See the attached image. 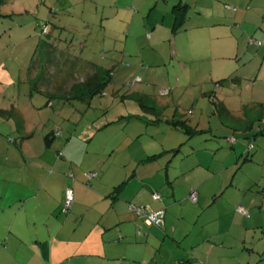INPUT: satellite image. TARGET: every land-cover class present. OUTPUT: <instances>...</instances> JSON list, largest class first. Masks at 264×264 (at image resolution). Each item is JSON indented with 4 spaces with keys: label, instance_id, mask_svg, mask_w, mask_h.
<instances>
[{
    "label": "rangeland",
    "instance_id": "rangeland-1",
    "mask_svg": "<svg viewBox=\"0 0 264 264\" xmlns=\"http://www.w3.org/2000/svg\"><path fill=\"white\" fill-rule=\"evenodd\" d=\"M175 2L0 0V13L5 15L0 17V102L18 100V110L23 111L27 101L38 107L49 99L46 111L52 113L51 126L60 130L53 143V158L69 165L68 170L60 166L55 172H65L70 184L79 181L92 190L85 192L74 185V190H81L80 194L88 198L84 200V221L100 207L90 201L99 190L111 195L115 185L124 180L134 187L132 175L155 178L164 172L168 161L172 173L196 161L201 166L211 163L204 168L214 174L200 185L203 193H199L197 203L187 199L189 181L174 180L178 193L182 191L177 198L179 206L172 209L175 218L182 216L179 229H196L194 237L198 215L211 211L212 215L204 214V219L213 217L210 228L217 233L213 243L198 249V258L206 264H264V109L260 105H264V74L257 75L264 43L261 47L247 43L249 34L263 25L264 0H195L198 3L192 7V20L197 12L207 20L221 21L226 15L229 21L232 15L243 16L236 18L242 22L237 58L225 56L230 53L224 51V38L203 40L190 28L172 34L170 10ZM42 24L48 25L46 35L39 34ZM32 30L40 35V43L71 58L69 64L77 69V81L82 80L79 70L83 71V62L91 61L113 72L111 82L91 93L81 83L73 84L67 86L66 93L51 98L43 86L38 89L40 84L32 87L27 83L25 68H32L45 49L40 45L37 48L33 38H25ZM68 72L70 75L72 71ZM100 74L101 84L107 76ZM232 76L237 77L236 83L231 82ZM45 86L57 88L56 82ZM37 113L27 109L23 115L31 119ZM38 114V118L45 117L43 110ZM179 121L187 122L193 136L188 138L183 126H174ZM9 123L3 124V132H7ZM230 138L236 139L234 146L228 142ZM180 144L176 154L165 153ZM33 146L36 148V143ZM151 155L156 156L149 160ZM201 166L191 179L198 180L195 176L204 171ZM89 170H95L97 176L86 182ZM238 205L251 214L242 220L234 214ZM210 206L213 208L207 210ZM80 208L82 205H77L75 212ZM255 212L262 227L253 224ZM221 214L223 221L216 223ZM79 219L70 220L68 228L80 230ZM227 227H232L229 236L223 234ZM188 242L190 239L182 247ZM168 246H164V254L173 258Z\"/></svg>",
    "mask_w": 264,
    "mask_h": 264
},
{
    "label": "crops",
    "instance_id": "crops-1",
    "mask_svg": "<svg viewBox=\"0 0 264 264\" xmlns=\"http://www.w3.org/2000/svg\"><path fill=\"white\" fill-rule=\"evenodd\" d=\"M196 3L198 2H195V0L192 4L188 0H176L172 7L178 5V8L182 9V12H186L187 16L182 25L177 30L172 29L171 33L182 34L183 31L190 28L202 36L203 40L224 38L223 40L227 41L224 51L231 54L225 56L237 58L238 49L236 44L237 38L241 35L239 29L242 22L240 23L236 18L242 19L243 16L232 15L229 21L226 20V15L223 16L221 21L214 18L207 20L206 17L201 19L202 13L197 12L195 13L198 14L197 17L192 20V7ZM262 7L259 6V8ZM231 11L236 12L237 9L234 8ZM175 14L172 8L170 10L172 28ZM215 17L218 18L219 15ZM261 23L264 25V17L261 19ZM263 25L258 28L259 31L256 30L252 35L249 34L248 46L261 47L263 45ZM155 30L156 27H154L153 32ZM33 34L26 35L25 38H32ZM35 37H33V43L37 42V48L40 45L41 48L45 49L40 52L39 59H36L32 68H25L27 74L29 73L31 77L30 82L27 83L30 85L33 80H36V88L39 87L40 90L43 86L44 91L47 90L46 94L50 98L57 96L59 93H66L67 86L73 87V84H83L87 74H92L94 70L98 72L106 69L97 64H94L95 67L93 66L92 69L87 66V61H84L83 67H81L83 71L79 70L83 73L79 76V79L82 80L77 81V76L74 77L77 69L69 64L71 58L66 57L65 54H59L57 51L54 52L51 45L44 42L40 43V38L36 39ZM37 48L31 55L35 56ZM232 50L236 52L232 53ZM262 56L257 75L261 72L264 74V53ZM32 59L33 57L30 60ZM110 59H113V56ZM229 61H232V59H229ZM70 70L72 72L69 75L68 71ZM230 79L233 83L237 82L235 76L230 77ZM55 82L56 89H48L45 86L52 85ZM37 84L40 85L37 87ZM29 93L27 94L30 96ZM46 100L45 105L38 107L27 101L24 104L25 109L23 111L18 110V100L4 99L0 102V156H3L2 161H0V264H175L189 258H194V261L199 264H206L204 260L198 258L196 252L200 247L213 243L214 235L217 233L211 231L210 228L214 220L213 217L205 219L202 223L196 219V224L199 225L196 234L191 237L196 229L192 232L191 228L189 230L185 227L179 229L182 216L175 218L172 209L179 206L177 198L182 192L179 191L178 193L174 180L184 178L189 181V187L193 186L196 192L199 191L197 195L199 193L202 195L200 185L214 174L212 171L206 170L211 166V163L204 164L203 162V166H201V162L196 161L191 165L192 170H189V168L179 169L180 172L184 173L179 172L181 176H174L171 172H168L167 176L170 183H166L163 173H158L156 179L132 175L130 180L136 182L135 188L131 184H126L117 198L108 197L105 191L99 190L94 193L96 195L90 201L95 203L94 205L99 204L100 207L95 209L89 219L84 221V212L87 209L84 200L88 198L82 196L85 193L80 194L81 190H77V188L74 190V185L81 186L85 192H87L86 190H89V192L92 190L87 189L79 181L71 180L74 181V184H70V179L65 172H55V170L58 171L60 166L68 170L69 165L53 158L52 147L55 140L49 147L44 144V136L50 131L58 130L57 126L54 128L51 126L52 113L49 111L50 114H47L49 99ZM260 105L264 109V105ZM27 109L38 113L43 110L45 117L38 118L39 114L37 113L31 119H27L23 115V112H26ZM6 122H10V127L5 133L1 127H4L3 124ZM8 136L12 137L13 143L7 140ZM34 143L37 145L36 148L33 146ZM4 149L6 150L4 151ZM35 151L39 154H35ZM18 155L19 157L16 158ZM200 166L201 168L206 167L203 173L195 176L198 180L191 179V175ZM91 172L96 175L95 170ZM86 182H88V177ZM154 183L160 185L155 186ZM251 183H254V180L250 181L245 187ZM195 185H199V187L196 188ZM68 187L73 189L72 210L60 214L64 191ZM238 188L240 189L241 186ZM151 190L161 192V199L153 200L151 194H148ZM186 192L184 190V193ZM197 202H199V199ZM130 203L147 205L152 209L164 208L163 227H149L144 224L139 217L129 210ZM77 205H82V208L75 212ZM212 208L210 206V210ZM195 212L197 213L196 210ZM249 212L251 214L250 210ZM234 214H237V212L234 211ZM257 214L255 212L252 216L253 224H256V227H262L260 222H257V218H259ZM209 215H212V212ZM77 216H80L79 220H81L82 226L80 230L78 228L70 230L68 222L74 218L76 219ZM222 216L223 214L215 219L216 223L220 220L223 221ZM240 216L241 218L244 217ZM231 228L227 227L229 230H226L223 234L229 236ZM138 230L141 234L137 233ZM113 235H115L114 238H111ZM187 239H190V242L185 243L182 247V243ZM220 242L224 247V237L220 238ZM168 243L173 258H167L164 254V246L166 247ZM156 246H158L157 249H155ZM213 248L211 245V249Z\"/></svg>",
    "mask_w": 264,
    "mask_h": 264
},
{
    "label": "trees",
    "instance_id": "trees-1",
    "mask_svg": "<svg viewBox=\"0 0 264 264\" xmlns=\"http://www.w3.org/2000/svg\"><path fill=\"white\" fill-rule=\"evenodd\" d=\"M173 9H174V11H175V17H174V23H173V30H177L181 25H182V23L185 21V18H186V16H187V14H185L184 12H182L181 10L182 9H179L178 8V5H175V7H173ZM1 16H5V15H3V14H1L0 13V17ZM32 33H34L33 35L34 36H36L37 38H39V34H48V25L47 24H42V27H41V29H40V33L38 34L37 33V31H35V30H32V32L31 33H28L27 32V36L28 35H30V34H32ZM35 37V38H36ZM33 38V37H32ZM34 39V38H33ZM87 63V66H89V67H91L92 69L95 67L94 66V63H92L91 61H87L86 62ZM94 66V67H93ZM107 69V68H106ZM101 70V71H96V70H94L93 72H92V74L90 73V74H87V76H86V78H85V80H84V82H83V84H81L82 86H83V88H84V86H86V89L87 90H89L90 91V93L91 92H98V91H100L101 89H102V87L104 86V84H107V83H109V82H111V75L113 74V72L111 71V70ZM100 72H103V76H107V77H105V81L103 82V83H101L100 84V80H101V78H102V76H101V74H100ZM27 79H28V81L30 82V80H31V77H30V74L28 73L27 74ZM32 87L34 86V85H36V80H33L32 81ZM129 85V84H128ZM223 109L226 111V112H229V110H227L224 106H223ZM174 124V126L176 127V126H183L184 128V130H185V132H187V134H188V138L189 137H191V136H193V134H192V131H190L189 129H187V127L188 128H190L189 126H188V124H187V122H175V123H173ZM60 135V131L59 130H53V131H50V132H48L45 136H44V144L47 146V147H49L51 144H52V142H54V140L58 137ZM8 141H10V143H13V139H12V137H9L8 136ZM228 142L232 145V146H234L235 145V143H236V139L235 138H230V139H228ZM184 143V142H183ZM182 143V144H183ZM182 144H180V146H178L177 148H175V149H171V150H168V151H165V153H167V152H173V154H176L179 150H180V148H181V145ZM59 154V153H58ZM156 155H151V158L149 159V160H152V158H154ZM144 159H142V160H140L141 162L143 161ZM192 165V164H191ZM169 161H168V163L166 164V167H165V169H164V172H163V174H164V176H165V181H166V183L167 182H169L170 183V179H168V176H167V173L168 172H171V170L169 171ZM192 166L191 167H189V170H192ZM180 171L178 170V171H176L175 173H172L174 176H181L180 175V173L181 174H184V173H182V172H180ZM88 173H93L94 174V176H95V173L94 172H91V171H88ZM91 177H93V176H91ZM86 178H87V175H86ZM90 178V177H89ZM89 178H88V182H89ZM232 183V182H231ZM234 184V183H233ZM125 186H126V184H125V180L124 181H122V182H120L118 185H116L114 188H113V190L110 192V194L111 195H107L108 197H112V198H117L118 197V195H119V193L120 192H122L123 191V189L125 188ZM195 190V188L193 187V186H190L189 187V189H188V194H187V199L190 201V202H192L190 199H189V194H190V191L191 190ZM195 192H196V190H195ZM197 193V192H196ZM150 194H151V198L153 199V200H160L161 199V192H159V191H157V190H151L150 191ZM155 194H157L158 195V198H156V199H154L153 198V195H155ZM197 200H198V195H196V200H195V202H192V203H196L197 202ZM72 202H73V198H72ZM72 202H71V205L67 208V210H66V212H63L62 211V208H63V206H64V198H63V203H62V207H60V214H65V213H67L69 210H70V208H71V206H72ZM130 205H134V206H147V205H138V204H134V203H130ZM129 205V206H130ZM239 206H242V205H238L236 208H235V210H236V212L237 213H239L240 215H242V216H246V215H244V214H242V213H240L238 210H237V208L239 207ZM147 207H149V206H147ZM243 207V206H242ZM129 208V207H128ZM150 208V207H149ZM244 208V207H243ZM152 209V208H151ZM245 209V208H244ZM153 210H161L162 212H163V219H164V216H165V210H164V208H158V209H153ZM207 210H210V207H209V209H207ZM247 211V210H246ZM209 215V214H211V211H205L204 213L203 212H201L199 215H198V218H197V221L198 222H200V223H202V222H204V216L205 215ZM247 215H249V212L247 211ZM137 217H139V216H137ZM140 219H141V221L144 223V221H143V219H142V217H139ZM145 224V223H144ZM163 225H164V220H163V224L162 225H159V226H157V225H147V226H149V227H152V226H154V227H159V228H161V227H163ZM195 259L194 258H189L188 260H186V261H179V262H177V264H199L197 261H194Z\"/></svg>",
    "mask_w": 264,
    "mask_h": 264
},
{
    "label": "built area",
    "instance_id": "built-area-1",
    "mask_svg": "<svg viewBox=\"0 0 264 264\" xmlns=\"http://www.w3.org/2000/svg\"><path fill=\"white\" fill-rule=\"evenodd\" d=\"M160 93L164 94L165 92L161 91ZM91 176H94V174L93 173L87 174L88 178ZM196 195L197 193L195 192V190L192 189L189 194V199L192 202H195ZM72 198H73V189L71 187H68L64 191V206L62 208L63 212H66L67 208L71 205ZM153 198L154 199L158 198V195L157 194L153 195ZM129 210L132 213H134L135 216L142 217L146 225L159 226L163 224L164 219H163V212L161 210H153L147 206H134V205H130ZM237 210L240 213L247 215V211L242 206H239ZM137 233L141 234L140 230H138Z\"/></svg>",
    "mask_w": 264,
    "mask_h": 264
}]
</instances>
